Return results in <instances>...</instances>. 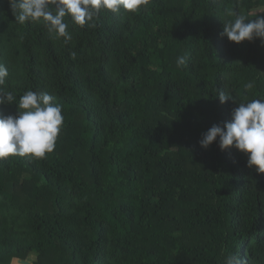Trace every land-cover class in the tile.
<instances>
[{"label": "trees", "instance_id": "trees-1", "mask_svg": "<svg viewBox=\"0 0 264 264\" xmlns=\"http://www.w3.org/2000/svg\"><path fill=\"white\" fill-rule=\"evenodd\" d=\"M256 8L264 16V0H150L102 10L94 27L66 16L65 43L0 0V87L17 101L47 91L64 117L45 158L0 159V264H264V174L235 148L197 143L238 106L220 91L264 96L259 38L220 35Z\"/></svg>", "mask_w": 264, "mask_h": 264}, {"label": "clouds", "instance_id": "clouds-1", "mask_svg": "<svg viewBox=\"0 0 264 264\" xmlns=\"http://www.w3.org/2000/svg\"><path fill=\"white\" fill-rule=\"evenodd\" d=\"M8 3L18 24L42 23L51 37L63 38L67 43L72 37L67 30L66 16L74 25L94 27V18L102 10L136 13L141 6H148L150 0H8ZM220 35L236 44L259 38L264 45V16L256 14L253 20L245 14L235 15V19L223 21ZM186 62L187 57L180 56L176 65L182 67ZM8 76V68L0 64V86ZM254 87L252 81L244 85L246 92ZM217 96L221 104L231 100L238 106L232 108L229 120L213 123L201 133L199 147L207 150L215 142L221 151L235 148L247 157L246 167L254 168L258 175L264 174V96L244 102H238L224 91ZM54 100L47 91L28 89L17 101L13 92L0 87V105L15 103L17 106L15 115L0 116V159L10 156L43 159L54 150L64 123L62 106ZM225 264H242V261L230 255Z\"/></svg>", "mask_w": 264, "mask_h": 264}, {"label": "rangeland", "instance_id": "rangeland-1", "mask_svg": "<svg viewBox=\"0 0 264 264\" xmlns=\"http://www.w3.org/2000/svg\"><path fill=\"white\" fill-rule=\"evenodd\" d=\"M261 12H263V8H256V9H253L252 10V15H251V13H249V19H255V15L256 14H259V13H261ZM35 254H29L27 257H26V259L25 260H27V261H29L30 263H32L34 260H35ZM14 263V262H13Z\"/></svg>", "mask_w": 264, "mask_h": 264}, {"label": "water", "instance_id": "water-1", "mask_svg": "<svg viewBox=\"0 0 264 264\" xmlns=\"http://www.w3.org/2000/svg\"><path fill=\"white\" fill-rule=\"evenodd\" d=\"M19 262L20 263H22V264H31L29 261H27V260H19Z\"/></svg>", "mask_w": 264, "mask_h": 264}]
</instances>
